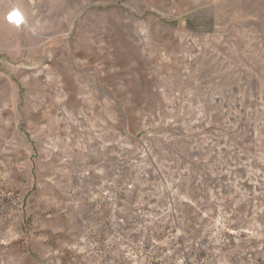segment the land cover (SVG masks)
Returning <instances> with one entry per match:
<instances>
[{"label": "rangeland", "instance_id": "obj_1", "mask_svg": "<svg viewBox=\"0 0 264 264\" xmlns=\"http://www.w3.org/2000/svg\"><path fill=\"white\" fill-rule=\"evenodd\" d=\"M0 264H264V0H0Z\"/></svg>", "mask_w": 264, "mask_h": 264}, {"label": "bare ground", "instance_id": "obj_2", "mask_svg": "<svg viewBox=\"0 0 264 264\" xmlns=\"http://www.w3.org/2000/svg\"><path fill=\"white\" fill-rule=\"evenodd\" d=\"M19 18H21V14L18 10H13L12 14L10 15V19H8V21L10 20L11 22L15 23L19 20Z\"/></svg>", "mask_w": 264, "mask_h": 264}]
</instances>
